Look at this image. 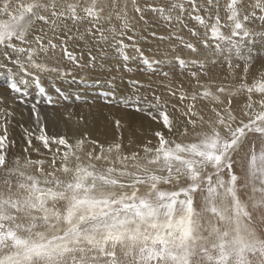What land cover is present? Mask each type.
<instances>
[{"label": "snow or ice", "instance_id": "snow-or-ice-1", "mask_svg": "<svg viewBox=\"0 0 264 264\" xmlns=\"http://www.w3.org/2000/svg\"><path fill=\"white\" fill-rule=\"evenodd\" d=\"M130 3L133 11L142 13L137 0ZM109 7L122 21L123 35L128 17L127 3L121 5V0H87L83 7L80 0H0V48L4 49L0 56L26 74L25 64L13 59L11 53H27L26 64L37 71H59L34 57L58 47L54 40L62 22L88 19L96 27ZM248 7L247 0H228L227 20L231 23L221 25L218 0H175L167 8L150 6L165 20L178 11L176 19L182 22L187 13L205 29L203 36L188 29L203 48H215L217 53L234 49L238 58L245 59L243 75L234 87L221 83L213 91L215 82L204 84L200 76L207 73L202 71L190 73L195 82H189L191 91L180 84L179 94L177 89L168 92L180 103L179 108L172 104L173 109L185 117L179 135H191V140L170 141L163 131L156 130V146L149 147L152 141H147L141 155L124 151L122 134L107 145L91 140L93 147L87 152L86 137L75 143L64 136L51 138V143L64 151L54 154L45 170L43 160L26 158L21 163L15 157L10 161L5 152L7 136H0V264H264V65L249 84L251 49L247 58L241 57L245 44L264 42V30L246 26L252 15ZM251 7L264 12V0H256ZM201 9L208 19L215 9V22L209 25L199 15ZM45 25L50 26L51 36L43 30ZM38 27L40 32L35 34ZM222 27H229L230 35L222 33ZM96 30L101 39H107L103 29ZM110 31L115 38L114 30ZM184 47L192 53L199 51L191 42ZM63 51L70 57L66 48ZM177 60L182 70L188 63L202 70L206 67L196 58ZM227 62L232 68L231 60ZM144 63L150 67L148 61ZM230 75L234 77L235 72ZM229 87H233L231 92ZM9 88L21 91L16 83ZM39 91L44 89L39 87ZM241 92L247 94L246 110L242 111L246 121L237 118L233 107V97ZM254 95L259 100H254ZM154 99L157 103L149 107L158 110L159 119L151 112L145 111V115L173 133L169 102L161 106L160 98ZM257 104L260 110L253 111ZM134 110L144 111L139 107ZM33 115H38L35 107ZM115 123L119 128L120 121ZM250 136L257 139L250 142ZM36 138L51 151L43 127ZM241 153L246 165L243 185L235 173ZM249 186L251 194L245 198L241 193ZM197 192L203 194L199 208L193 196Z\"/></svg>", "mask_w": 264, "mask_h": 264}, {"label": "rangeland", "instance_id": "rangeland-1", "mask_svg": "<svg viewBox=\"0 0 264 264\" xmlns=\"http://www.w3.org/2000/svg\"><path fill=\"white\" fill-rule=\"evenodd\" d=\"M80 1L82 3L81 7H83L84 4L87 3V0H80ZM137 2L140 8L143 10L142 13L140 14L133 11V6L130 3V0H121V5L127 3V17H128V26L126 29H124L123 35L120 34L122 29V21L116 18V12L112 11V9L109 7L103 14L104 18L101 19V21L96 25V27H93L92 23L88 19H85L83 20L84 25H81L80 23V27L82 26L81 30L75 29L73 30V32H70V35L67 34V36H64L63 39H61L62 38L61 37L54 40V43L59 45V47H57L54 51L52 50L47 51L48 54L47 52H43L42 55L41 53H38L37 56L34 57V59H36L38 63H43L46 64L47 67L49 68H56L59 70V71H37L35 69L37 72H39L38 73L39 75L41 73L42 75L45 73L58 74L57 78L61 83L60 88L54 87L53 89H47V88L45 89L43 86H39L44 89V92L46 94L41 93L39 91V87L32 88L31 91L33 93L30 91L29 94L26 95L25 97L23 96V98L19 97L18 93L12 92L9 88V85L6 83V81H8L7 77L9 74V69L7 66L8 60L4 59L3 56H0L1 59L0 82H2V79L3 81H5V84L3 83V85H5L4 90L3 89L0 90V108H1L0 117L3 116L0 118V128H4L5 126L4 121L6 117L11 116L14 110H15L14 111L15 115L16 114L20 115L22 116V119H25L23 117L24 114L22 113L23 112L27 113L26 108H28V105L31 104V102H36V104L38 105L41 104L40 106L43 108L42 110L43 112L50 111L49 113L54 114L56 117L59 114V116L57 117L58 120L52 118L56 123L50 124V122H48L47 124H45L47 127L49 126L51 128L56 127L57 130L61 131L65 129V127L62 125L64 123H67L68 120L72 119L70 120L71 128L80 131V133L83 132L82 134H86V133L89 134L88 137L86 136V138L88 139H85L84 141L85 152L92 150L93 146L92 144H90V141L91 138L93 140V136L94 137L104 136L101 139L100 143L106 140L105 145H107L108 143H110L117 137L121 136L122 134V139L125 146L124 151L125 152L139 151L141 155H143L142 145H144L147 141L151 140L152 144H150L149 147H155L157 144V139L154 135V132L156 130H161V131L164 130L162 123H158L157 120H153L150 116L145 115V111L151 112L153 115L157 116V119H159L158 110L156 108L149 107V104L157 103V101L154 99V96L160 98L159 103L161 104V106L164 105L165 101H168L169 103L167 105V108L173 109V107L171 106L172 104H176L177 108H179L180 107L179 100L173 99L171 96L168 95V92L171 89H177L179 94L180 84H183L186 88L189 89V91H191L192 89L188 86L190 80L192 79L190 75L191 72H197V73H200L202 71L206 72L207 75H201L200 80L206 85L215 82L214 84H212L213 91H215L216 84L223 83L234 87L240 82V80L229 78L230 71H232L231 68H229L227 62L229 59L231 60L232 63V69H236V71H238L237 69L243 70L245 64V59L240 60V58L236 56L234 49L232 50L231 53L227 51L223 53H217L215 48H203L202 45L200 44L199 39L192 37L188 29L190 28L196 29V31L201 36H203L205 29L200 27L197 22L190 20L188 18L187 13L183 14L182 22H178L176 19V17L180 15L178 11L171 13L172 16L171 20H165L163 17H161L159 13H154L150 10V6H156V7L164 6L165 8H167L169 3L175 2V0H137ZM197 2L204 3L205 0H197ZM227 2L228 0H218V4H219L218 15L220 17V23L224 22L227 25H229L231 22L227 20V15H228L226 11ZM247 2L249 5L247 11L251 12L252 15L250 16L249 21L246 22V26L250 30H254V31L264 30V20L260 19L261 16H264V12H262L260 9H253L251 7V5L256 2V0H247ZM186 7L190 8L191 6L186 5ZM117 11H119V9H117ZM165 14L166 15L168 14L167 11ZM81 15L83 16V14ZM199 15H201L210 25L211 23L215 22V16L217 15V12L215 9L212 10V19H208V13L204 12L203 9L200 10ZM109 16H111V19L108 18ZM67 22L68 20L64 21V24H66ZM224 23L221 25H225ZM64 24L62 22L60 25H64ZM185 25H187V28L185 27ZM97 28L103 29L104 36L107 37V39H101L100 32L96 30ZM43 29H48V27H46L45 25ZM89 29H91L92 34H88ZM110 30H114L115 38H113V31ZM221 32L224 33L225 35H230V28L222 27ZM35 34H39V33H35ZM48 35L51 36L52 33H48ZM68 36L73 37L72 39H69V43H68L69 48L71 49L73 54L76 53V55H72L70 57L65 56L63 51L64 47H62V45L60 44V40L64 41V39ZM160 37H164V39L162 40L160 39ZM235 39L238 40V38ZM117 41H120L121 43H118ZM189 42L196 44V46L199 49L198 53H192L191 51H188L186 47H184V45ZM141 43L145 45L143 46L145 47L144 49L145 52L143 53L135 52V50L132 49V46L138 47L141 46ZM209 43H212V41L210 40ZM124 44L130 46L131 50L128 48L126 49ZM25 47L27 48L29 46L25 45ZM33 47H35V45H33ZM171 48L181 49L179 50L181 54L177 55L174 58L184 59L186 62L189 61L190 58L192 59L196 58L204 62L206 67L202 70L198 66L192 64L190 66L188 63L186 64V67L182 70L178 64L177 59H175L174 61H169V59H160L158 61H161V65L156 64V67L155 66L149 67V65L147 66V64L144 63L143 61L144 59L145 60H147V58L151 59L146 55L154 53L157 49H161L163 51L168 49L166 50L168 53H173L170 52ZM2 49L0 48V53L3 52L4 49L3 50ZM248 49H251V57H252V59L248 61V63L250 64V72L247 78V82L250 84L253 82V77L258 76L261 66L264 65V42L257 41L253 45L245 44V46L241 50V57L247 58V56L249 55ZM121 50H123V52L119 53V51ZM123 53L126 54L124 55ZM12 54L13 53H11V55ZM98 56L101 57V60L98 58ZM125 57H127V59H125ZM25 58L27 61V53ZM95 58L98 59L96 60ZM153 58H155V55L153 56ZM213 60L217 61V63L215 64L212 63ZM237 64L240 65L239 68L235 67ZM28 67L30 69H34L30 66ZM101 69L105 71H101ZM109 71L110 73H108ZM68 72H70L71 75L62 74ZM164 73H167L168 75L165 76ZM251 74L253 77H250ZM108 76H110L111 80ZM76 77H78L80 81L74 80L76 79ZM104 79H106L107 81ZM65 81H67V83H65ZM102 82H104L103 84L105 86L102 84ZM133 82H138V83L134 84ZM191 82L194 84L193 81ZM107 83L114 84L117 87L115 89L117 95L115 96L116 99L113 96L108 97V95H105L104 91L108 88ZM184 83L187 85H185ZM68 85L76 86L74 88L77 89L78 94H74L73 91H67L66 87ZM233 87H229L228 91L231 92L233 90ZM100 88L102 90L104 88L105 89L103 90V92H100L101 90ZM197 91H201V90L197 89ZM5 92L7 93L5 94ZM30 94L35 96L31 97ZM113 94H115V92H113ZM225 95H227V93H225ZM28 96L30 97L28 98ZM254 98L259 99V97L255 95ZM148 100L149 102H147ZM237 100H242L243 102L246 103L247 94L241 92L237 97H233V103L234 101ZM6 101L9 102L7 103ZM9 103L10 104L12 103V105H9ZM2 104H4V106ZM10 107L11 110H8L10 109ZM136 107H139L144 111H139V112L135 111L134 109ZM197 107L199 108V104L197 105ZM259 110L260 109L258 108L256 111ZM235 114L238 119L243 118L245 121L247 120L246 116L242 117V114H238L237 112ZM73 118H75V120ZM170 119L173 121V126H175L174 125L176 123L175 117H170ZM183 119L185 120V117H183ZM116 120L120 121L119 128L115 123ZM84 121L87 122V125L86 122ZM143 123L149 124L150 126V130L147 129L148 131H146L145 133L142 132V130L140 129ZM91 126L93 129H91ZM151 126L153 127L151 128ZM179 127L180 130L178 132H175V135L166 136L170 133L164 130L163 132L166 138L170 141L175 140L176 142H181V143L191 140L192 139L191 135L187 137L179 135V132H182L184 129V123L180 124ZM79 129H82L84 131H81ZM59 131H55V132H59ZM51 138H56V137L52 135ZM51 138H50V142H51ZM253 139H257V138L250 136L249 138L250 142ZM77 140L78 139L74 141L70 140V143H75ZM136 140H138L140 143ZM133 142L135 144H133ZM129 144L132 145L131 148H128ZM63 151L64 149L52 150L51 156L53 157V155L56 154L57 152H60L62 154ZM97 151H99V149H97ZM113 155L115 154L113 153ZM51 156H49L48 154L47 159L46 156L43 157V161H45L43 167L45 170H48L49 168V162L52 159ZM84 158L87 159L86 156ZM41 159L42 158H40L39 160ZM236 159L240 160L241 163L235 165V173L238 177H240L239 184L243 185L245 183V168H246L244 162V153H241L240 156L237 157ZM23 162L24 161H21V163ZM57 163H59V160H57ZM117 167H119V165H117ZM32 170L33 169H29V171ZM213 179H215V177H213ZM224 179L225 181L229 179L226 174L224 175ZM162 187H168V186L162 185ZM241 194L245 198L248 195H250L251 186H249L247 189H244ZM202 195L203 194L200 192L193 194L197 208L200 207ZM257 195H259V193H257ZM257 228L258 230H261L259 228V219H257Z\"/></svg>", "mask_w": 264, "mask_h": 264}, {"label": "bare ground", "instance_id": "bare-ground-1", "mask_svg": "<svg viewBox=\"0 0 264 264\" xmlns=\"http://www.w3.org/2000/svg\"><path fill=\"white\" fill-rule=\"evenodd\" d=\"M81 2V1H80ZM105 2H107L105 0ZM170 2V1H169ZM85 3V2H84ZM82 4V3H81ZM170 4V3H169ZM107 10V9H106ZM80 14H83L82 12ZM80 23L81 25H84L83 23V20L79 23H73L71 20H68V22L66 24H63L64 25H59V27L57 28V32H56V35L58 36V38H61L63 39L64 36H67V34L70 35V32H73V30L75 29H82V26L80 27ZM224 22H222L221 24H223ZM225 25H227L226 23H224ZM45 26H43L44 28ZM46 27H48V29H43L45 32L47 33H51V31L49 30L50 29V26L49 25H46ZM229 28V27H227ZM40 32V28L38 27L36 29V33H39ZM72 34V33H71ZM94 34V33H93ZM67 38V37H66ZM64 39L63 43L62 41L60 40V44L62 45V47L66 48L68 53H70L72 55H76V53H72L71 49L69 48V39ZM97 38V37H95ZM66 41V42H65ZM137 44V43H136ZM125 48L127 49H130L131 50V47L128 46V45H125ZM142 46V47H141ZM141 46H136V47H133L132 46V49L135 50V52L137 53H143L145 52V46L143 43H141ZM59 47V45H58ZM112 47V46H111ZM115 47V46H114ZM164 48V47H163ZM162 48V49H163ZM2 49V48H1ZM62 49V48H61ZM114 49V48H113ZM137 49H139V51H137ZM3 50V49H2ZM1 50V51H2ZM168 50V49H166ZM163 51L161 49H157L154 53L152 54H149V55H146L148 56L149 58L151 59H148L147 60H143V61H148L149 64H150V67L151 66H155L156 67V64L158 65H161V61H158L160 59H169V61H174L175 59L177 58H174L176 57L177 55H180L181 52L179 50L181 49H178V48H174V49H170V52H173V53H168L167 51ZM4 51V50H3ZM50 51V50H49ZM112 51V50H111ZM188 51H190L188 49ZM77 52V51H76ZM110 52V51H109ZM120 52H123V50L119 51ZM130 52V51H129ZM41 55L43 54V52H40ZM52 53V52H50ZM57 53H58V50H57ZM91 53V52H90ZM127 53V52H126ZM125 53V54H126ZM150 53V52H149ZM188 53V52H187ZM45 54V53H44ZM48 54V52H47ZM83 54V53H82ZM109 54V53H108ZM124 54V53H123ZM124 54V55H125ZM133 54V53H132ZM131 54V55H132ZM189 54V53H188ZM54 55V54H53ZM52 55V56H53ZM95 55V54H94ZM144 55V54H143ZM155 55V58H153V56ZM12 58L13 59H19L21 61V64H25V66L27 67V74L21 70V68L16 65V64H13L11 62H7V66H8V69H9V74H8V81H6V83L9 85L11 83H16L17 86L21 89V91L18 93V96L19 97H22L23 96L25 97L26 95L29 94V92L32 90V88L34 87H38L37 86V80L39 81V86H43L45 89H53L54 87L55 88H60L61 87V83L59 82V79L57 78L58 77V74H50V73H45L42 75V73L39 75L35 69H30L28 67V65L26 64V53H23V54H19V53H13L12 55ZM79 56V55H78ZM157 56V57H156ZM74 57V56H73ZM82 57V56H81ZM97 57V56H96ZM128 57V56H127ZM133 57V56H132ZM141 57V56H139ZM65 58V57H64ZM98 58L101 60V57L98 56ZM97 58V59H98ZM145 58V57H144ZM96 59V58H95ZM96 59V60H97ZM138 59V58H137ZM192 58H190L191 60ZM1 60V59H0ZM70 60V59H69ZM72 60V59H71ZM132 60V59H130ZM189 60V61H190ZM240 60H244V59H241ZM5 61V60H4ZM99 61V60H98ZM127 61V60H125ZM101 62V61H100ZM129 62V61H128ZM155 62V63H154ZM72 63V62H71ZM94 63V62H93ZM106 63V62H105ZM1 64V63H0ZM75 64V63H74ZM77 64V63H76ZM131 64V63H130ZM91 65V64H90ZM102 65V64H100ZM189 65L191 66V64L189 63ZM188 65V66H189ZM148 66V64H147ZM105 67V66H104ZM157 67H160V66H157ZM78 68V67H77ZM1 70V68H0ZM232 71H230V73L232 72H235V76L233 77L232 75L229 76V78L231 79H235V80H240V77L243 75V70L242 69H237L238 71H236V69H232ZM7 71V70H6ZM101 71H105V70H102ZM1 72V71H0ZM5 72V71H4ZM12 73V74H11ZM90 73V72H89ZM110 73V71L108 72ZM4 75V74H3ZM5 76V75H4ZM61 76V75H59ZM78 76V75H76ZM107 76V75H106ZM125 76V75H124ZM66 77V76H65ZM110 78V76H108ZM250 77H253L252 74ZM3 78V77H2ZM71 78V77H70ZM102 78V77H101ZM105 78V77H104ZM66 79V78H65ZM43 80V82H42ZM74 80H77V81H80L78 77H76V79ZM106 80V79H104ZM111 80V78H110ZM23 81V82H22ZM107 81V80H106ZM192 81V79L190 80ZM74 82V81H73ZM83 82V81H81ZM80 82V84H81ZM95 82V81H94ZM189 82V81H188ZM194 82V81H193ZM3 83L5 84V81H3L2 79V82H0V90H4V86ZM65 83H67V81H65ZM104 82H102L103 84ZM195 83V82H194ZM74 84V83H73ZM108 84V88L104 91L105 95H108V97L110 96H117L116 95V91L115 89L117 88L114 84H111V83H107ZM185 84V83H184ZM79 85V84H78ZM104 85V84H103ZM187 85V84H185ZM99 86H102V85H99ZM105 86V85H104ZM189 86V85H188ZM74 87L76 86H73V85H68L66 88H67V91H73L74 94H78V91L77 89H75ZM87 87V86H86ZM8 89V88H7ZM101 89V88H100ZM105 89V88H104ZM103 89V90H104ZM55 90V89H54ZM66 90V89H65ZM102 90V89H101ZM100 92H103V90ZM114 90V91H113ZM81 91V89H80ZM84 91V90H82ZM118 91V90H117ZM148 91V90H147ZM9 92V91H8ZM32 92V91H31ZM63 92V91H61ZM77 92V93H75ZM113 92H115V94H113ZM7 92H5L6 94ZM10 93V92H9ZM33 93V92H32ZM59 93V92H58ZM66 93V92H65ZM3 94V93H2ZM43 94H46L45 92H43ZM68 94V93H67ZM8 95V94H7ZM10 95V94H9ZM12 95V93H11ZM71 95V93H70ZM5 96V95H3ZM17 96V95H16ZM17 96V97H18ZM30 96L32 97L33 95L30 94ZM28 96V98L30 97ZM35 96V95H34ZM33 96V97H34ZM81 96V95H80ZM132 96V95H131ZM135 96V95H134ZM7 97V96H6ZM16 97V98H17ZM66 97V95H65ZM70 97V96H69ZM119 97V96H118ZM117 97V98H118ZM136 97V96H135ZM14 98V97H13ZM38 98V96H37ZM54 98V97H53ZM7 99V98H5ZM9 99V98H8ZM12 99V97H11ZM18 99V98H17ZM116 99V97H115ZM22 100V99H21ZM53 100V99H52ZM254 100H259V99H255ZM13 101V100H12ZM33 101V100H32ZM35 101H36V98H35ZM38 101V100H37ZM44 101V100H42ZM7 102V101H6ZM9 102V101H8ZM7 102V103H8ZM20 102V100H19ZM46 102V101H45ZM143 102V101H141ZM149 102V100L147 101ZM6 104V103H5ZM16 104V103H14ZM47 104V103H46ZM147 104V103H146ZM145 104V105H146ZM245 104V102H243L242 100H237V101H234L233 105H234V108L236 109V112L238 114H242V111H244L243 109V105ZM4 106V104H2ZM9 105H12V103ZM20 105V104H19ZM41 104H36V102H31V104L28 105V108L27 109V113H22L24 114L23 117L25 119H22V116L20 115H15V110L13 111L12 115L11 116H8L6 117L5 121H4V128H0L1 132L0 131V136H4L6 135L7 136V139L5 140V144H6V148H5V152L8 154V157H9V160L11 161L13 158L15 157H19L21 161H25L26 158H30L31 160L33 161H36V160H39L40 158H42L41 160H43V157L46 156V159H47V155L49 154V156H51L52 154V150H55V149H63L61 146L57 145V144H53L50 142L49 144V147L50 149H52L51 151H49L48 149H46L43 145V142L38 140L36 137H38L40 135V129L41 127L44 128V131H45V135L46 136H49L51 138V136H55L56 138H59L61 136H64L66 137L69 142L70 140L71 141H74L76 139L79 140V138H85L86 136L88 137L89 134H82L80 133V131H77L76 129L74 128H71L70 127V120L67 121V123H64L62 126L65 127V129L59 131L56 129V127L54 128H51L50 126L47 127L45 124H47L48 122L53 123L55 124L56 122L53 120V119H57V117L59 116V114L57 115V117L54 115V114H51L49 113L50 111H47V112H43V108L40 106ZM15 106V105H14ZM23 106V105H22ZM21 106V107H22ZM2 107V106H1ZM6 107V106H5ZM20 107V108H21ZM35 107V110L37 112L38 115H33V109ZM18 108V107H17ZM19 108V109H20ZM24 108V107H23ZM45 108V107H44ZM259 108L258 104L256 105V107H254L253 111H256L257 109ZM1 109V108H0ZM8 110H11V107L10 109ZM25 110V109H24ZM17 111V110H16ZM53 111V110H52ZM20 112V111H19ZM22 112V111H21ZM167 112L169 114V117H175V121L176 123L174 124L175 126L174 127V130L178 129L180 130V127L179 125L182 124V121H184L183 119V116L181 115L180 111L176 110V109H169L167 108ZM6 113V112H5ZM62 113V112H61ZM60 113V114H61ZM20 114V113H18ZM1 115V114H0ZM6 116V115H5ZM94 116V115H92ZM91 116V117H92ZM3 117V116H1ZM0 117V118H1ZM63 117V116H62ZM65 117V116H64ZM68 117V116H67ZM76 117V116H75ZM85 117V116H84ZM90 117V116H89ZM97 117V116H96ZM133 117V116H132ZM53 118V119H52ZM69 118V117H68ZM78 118V116H77ZM75 120V118H73ZM67 120V119H65ZM73 120V121H74ZM84 120V119H83ZM90 120V118H89ZM63 121V120H62ZM86 122V121H84ZM93 122V121H91ZM144 122V121H143ZM63 123V122H62ZM89 123V122H88ZM93 124V123H92ZM3 125V124H2ZM75 125V124H74ZM86 125H87V122H86ZM73 126V125H72ZM77 126V124H76ZM122 126V125H121ZM3 127V126H2ZM74 127V126H73ZM153 126H151L152 128ZM58 128V127H57ZM117 128V127H116ZM126 128V127H125ZM139 128V127H138ZM157 128V127H156ZM91 129L92 126H91ZM142 130V132H146L148 130H150V126L149 124H145L143 123V125L141 126L140 128ZM148 129V130H147ZM81 131H84L82 129H79ZM103 130V129H102ZM166 130V129H164ZM163 130V131H164ZM55 131H59V132H55ZM129 131V130H128ZM136 131V130H135ZM167 131V130H166ZM103 132V131H102ZM138 132V131H137ZM141 132V131H140ZM175 132H178V131H174L173 133H170L166 136H169V135H175ZM128 133V132H127ZM132 134V133H131ZM137 134V133H136ZM92 136V135H91ZM133 136V135H132ZM137 136V135H136ZM104 136H97V137H94L93 136V140L95 141H98L100 143L101 139L103 138ZM139 138V137H138ZM137 138V139H138ZM88 139V138H87ZM133 139V138H132ZM92 140V138H91ZM104 140V139H103ZM29 141H30V144H29ZM138 141V140H136ZM106 140L105 141H102L101 144H105ZM139 142V141H138ZM140 143V142H139ZM143 143V142H142ZM91 144V143H90ZM133 144H135L133 142ZM90 146V145H89ZM92 147V146H91ZM37 149L39 151H37ZM52 157V156H51ZM49 159V157H48Z\"/></svg>", "mask_w": 264, "mask_h": 264}]
</instances>
